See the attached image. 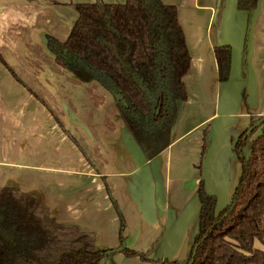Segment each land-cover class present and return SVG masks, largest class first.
<instances>
[{"label": "crops", "instance_id": "obj_1", "mask_svg": "<svg viewBox=\"0 0 264 264\" xmlns=\"http://www.w3.org/2000/svg\"><path fill=\"white\" fill-rule=\"evenodd\" d=\"M161 1L178 9L191 69L170 146L148 160L111 90L68 72L48 49V37L69 36L76 6L94 0H0V187H16L59 223L96 234L100 264H187L200 181L218 211L231 203L241 176L234 145L251 115L264 116V0L249 32L246 79L237 0ZM224 45L235 51L229 83L219 81L215 58Z\"/></svg>", "mask_w": 264, "mask_h": 264}, {"label": "trees", "instance_id": "obj_2", "mask_svg": "<svg viewBox=\"0 0 264 264\" xmlns=\"http://www.w3.org/2000/svg\"><path fill=\"white\" fill-rule=\"evenodd\" d=\"M257 3L237 0L236 5L248 27L244 79ZM76 11L64 42L47 38L49 51L68 72L82 81L101 80L126 102L118 106L132 136L148 160L155 158L170 146L180 105L188 99L184 79L191 56L178 9L161 0H94L77 5ZM215 58L219 81L229 83L232 47H217ZM261 118L251 115L249 127ZM244 135L234 145L241 176L231 203L218 211L217 197L200 181L198 232L190 256L197 247L194 264H264V124L249 140L243 141ZM104 253L96 234L59 223L46 204L16 187H0V264H100Z\"/></svg>", "mask_w": 264, "mask_h": 264}, {"label": "water", "instance_id": "obj_3", "mask_svg": "<svg viewBox=\"0 0 264 264\" xmlns=\"http://www.w3.org/2000/svg\"><path fill=\"white\" fill-rule=\"evenodd\" d=\"M244 18V17H243ZM245 20V28H244V38H243V41H242V52H243V42H244V39L246 37V33H247V23H246V19L244 18ZM233 50V49H232ZM234 50H233V61H234ZM264 124V116H262V118L256 122L255 124H253L252 126H250L246 132H245V135H244V138H243V141H247L249 140V138L252 136V134L257 130L259 129L262 125ZM124 250V248H120L119 250H115V251H111V252H107L106 254L107 255H112V254H115V253H119V252H122ZM196 251H197V247L194 249L193 251V255H192V258L190 260V262L188 264H194V260H195V256H196Z\"/></svg>", "mask_w": 264, "mask_h": 264}, {"label": "flooded vegetation", "instance_id": "obj_4", "mask_svg": "<svg viewBox=\"0 0 264 264\" xmlns=\"http://www.w3.org/2000/svg\"><path fill=\"white\" fill-rule=\"evenodd\" d=\"M116 99H117V103L118 105L120 104L121 106H124L126 104L125 101H123L120 97L116 96ZM119 107V106H118Z\"/></svg>", "mask_w": 264, "mask_h": 264}, {"label": "rangeland", "instance_id": "obj_5", "mask_svg": "<svg viewBox=\"0 0 264 264\" xmlns=\"http://www.w3.org/2000/svg\"><path fill=\"white\" fill-rule=\"evenodd\" d=\"M112 92V91H111ZM113 93V92H112Z\"/></svg>", "mask_w": 264, "mask_h": 264}]
</instances>
